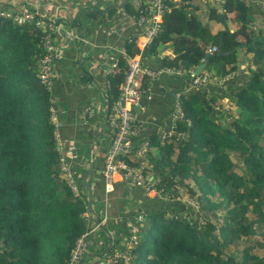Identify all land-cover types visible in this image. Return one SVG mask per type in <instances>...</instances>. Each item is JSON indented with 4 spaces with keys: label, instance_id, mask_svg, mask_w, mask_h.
<instances>
[{
    "label": "trees",
    "instance_id": "16d2710c",
    "mask_svg": "<svg viewBox=\"0 0 264 264\" xmlns=\"http://www.w3.org/2000/svg\"><path fill=\"white\" fill-rule=\"evenodd\" d=\"M148 1L142 0L139 8V1L128 0V10L137 18ZM208 1L207 7L194 0L170 1L159 37L145 56L146 62L169 46L175 56L164 58L160 68L196 70L209 49L217 47L197 75L215 79L214 92L205 90L207 86L191 88L186 81L188 90L180 102L184 118L175 134L182 138L162 144L155 135L150 142L156 155L149 153L145 169L162 194L182 184L186 199L199 204L207 220L197 225L180 212L167 217L168 209L186 206L194 213L186 201L167 202L165 209L149 212L143 221L135 219L131 226L138 236L131 264H264V255L255 253L251 239L256 224L264 226V75L252 71L244 83L237 81L243 56L264 63V27H256L247 0ZM117 13L113 5L98 22L112 23ZM45 35L33 25L0 16V264H69L81 236L87 234L91 246L89 235L95 227L104 235L100 260L111 256L104 251L108 236L101 219L90 217L82 180L73 169L80 189L76 196L61 171L51 92L39 75ZM135 43L127 45L130 57L139 52ZM120 59L108 76L111 105L121 98L127 71L126 61ZM226 77V86L219 85ZM224 100L234 110L228 126L218 120L222 115L215 108H223ZM232 155H238L239 162ZM127 162L136 165L130 157ZM127 249L118 247L121 252Z\"/></svg>",
    "mask_w": 264,
    "mask_h": 264
},
{
    "label": "crops",
    "instance_id": "0c3cea01",
    "mask_svg": "<svg viewBox=\"0 0 264 264\" xmlns=\"http://www.w3.org/2000/svg\"><path fill=\"white\" fill-rule=\"evenodd\" d=\"M127 1L25 0L23 3L24 6L57 20L58 28L54 33V42L61 59L54 65V84L50 102L62 123L60 133L64 157L81 180L88 175L87 183L93 190L92 200L94 199V204L91 201L89 213L90 217L101 219L100 224L108 236V246L104 249L105 252L108 251V255L117 251L118 247L129 248L128 235L129 231L132 233L135 230L131 226L135 219L141 218V222L144 215L165 209L167 203L166 199L148 194L141 187L123 180L120 176L115 178L114 193L104 192L102 170L111 140L108 124L111 104L107 97L109 75L106 73L108 65L104 57L115 56L121 49L126 50L127 45L139 39L141 32L136 24V18L128 10ZM247 1L253 5L251 13L256 27H264L262 14L264 0ZM194 2L200 3L203 7L209 5L208 0ZM113 5L118 9L115 20L112 23H106L104 20L98 22L100 16ZM0 6L14 10L20 8L19 4L10 3L9 0H0ZM111 28H114L115 32L108 35L107 31ZM195 30L201 31L196 25ZM67 31L73 32L72 40L66 37ZM171 56L175 55L171 48L166 46L161 49L159 55L147 58L144 62L150 67L160 68L161 61ZM186 81L184 78L162 75L153 83L152 98L150 96L143 98L135 112L136 119L142 127L139 141H151L161 131L170 129L173 97L188 90ZM154 151L152 154L155 156ZM131 155L129 156L131 161L139 164L136 155L134 153ZM86 196H90L89 192ZM93 229V234L89 235L91 246L89 245L86 255L88 259L99 258L103 250V232L101 228ZM98 237L102 239L98 241ZM97 260H88L82 264H96Z\"/></svg>",
    "mask_w": 264,
    "mask_h": 264
},
{
    "label": "built area",
    "instance_id": "2783aa9c",
    "mask_svg": "<svg viewBox=\"0 0 264 264\" xmlns=\"http://www.w3.org/2000/svg\"><path fill=\"white\" fill-rule=\"evenodd\" d=\"M25 0H9L10 3L20 5L17 9H5L0 6V16L12 18L19 25H33L44 31L46 34L42 40V48L44 56L42 58L40 68V80L49 92L53 90L54 84V65L61 59V54L58 51L54 42V33L58 28L57 20L53 17H47L33 10L28 6H24ZM139 1V8L142 0ZM170 1L176 0H149L146 10L140 11V16L136 18V24L140 29L139 39L136 41V47L139 52L135 56L130 57L127 51L120 50L115 56L104 57L105 63L108 65L106 73L110 75L120 64V57L126 61L127 71L125 78L121 84V98L110 106L108 115V124L111 133V140L107 158L104 162L102 175L104 178V190L106 194L114 193L115 178L120 176L123 180L141 187L148 194H155L161 197L162 194L156 189V184L153 179L146 174V166L149 161V152L152 145L149 140L139 141L141 135V126L136 119L135 110L140 106L143 98L150 96L152 98V85L159 80L162 75H171L177 78H184L190 81L191 88L201 89L212 83L215 79H210L209 76H197L195 69L184 70L171 67L152 68L145 64V56L151 48V45L159 37L163 16L171 10ZM216 3H224L226 0H214ZM179 2V1H178ZM186 4V3H185ZM10 10V11H9ZM114 28L107 31L108 35H113ZM66 37L72 40L73 32L67 31ZM131 42L130 44H132ZM217 52V47L213 46L209 49L210 54ZM182 94V93H181ZM181 94L174 96V107L170 118L169 131L175 132L178 128V123L183 120L184 113L181 106ZM53 106V105H52ZM51 120L54 125V135L57 142L58 150L61 152L60 167L65 174V179L76 196L80 195V189L74 177L73 168L70 162L63 155V144L61 142L60 129L62 123L55 113L54 107H51ZM168 131V132H169ZM137 140V141H136ZM136 141V144L133 142ZM153 150V148H152ZM134 153L139 164L130 165L127 162V157ZM192 205V203L190 202ZM88 215L85 214L86 220ZM141 220V218L139 219ZM137 232H132L130 246L127 250L114 251L106 260L97 261L96 264H118L123 262L129 264L131 259L132 244L137 240ZM89 250L88 235L81 236L72 251L69 264H80Z\"/></svg>",
    "mask_w": 264,
    "mask_h": 264
},
{
    "label": "rangeland",
    "instance_id": "374dc122",
    "mask_svg": "<svg viewBox=\"0 0 264 264\" xmlns=\"http://www.w3.org/2000/svg\"><path fill=\"white\" fill-rule=\"evenodd\" d=\"M263 18H264V9H263ZM90 19L92 20V18L90 17ZM91 20H89V22H91ZM246 36H240L239 39L242 41H244L246 38ZM242 57V56H241ZM242 64H241V69L242 70V73H240L238 76V84H242L244 83L249 77H247V75L249 73H251L252 71L255 72V71H258L260 73H262L264 75V63H260V62H257L256 59L254 57L251 56V59L247 57V59L243 56L242 57ZM257 67V69H256ZM227 77L224 79V80H221V82H219V85H224L226 86V81H227ZM213 87V88H212ZM214 89H215V86L212 85V83H208L207 87L205 90H208V92L212 93L214 92ZM217 112L219 111V113L222 115L221 118H219L218 120L221 121V124L225 125V126H228L230 121H231V118L233 117L231 115V113L234 111L232 106L229 104V101L228 100H224V103H223V108L221 107H215ZM229 110V111H227ZM225 111V112H224ZM230 115H229V114ZM174 131L172 132H167L166 129L161 131V133L157 136L158 137V140L161 141L162 144L165 143V140L166 139H170V138H175V140H179V138H182V136H176ZM180 135V134H178ZM152 145V144H151ZM152 148H154L152 146ZM151 148V151L149 153H152V150ZM155 152V151H154ZM239 156H233L232 155V159L233 161H237V158ZM149 163V161H148ZM239 166H243V165H239ZM237 166V169H242L241 167ZM150 176V175H149ZM151 180L153 179L150 178ZM70 186V185H69ZM174 190L172 192H167L166 194H162V196L160 198H164L166 199L167 201L166 202H170L171 204H176V203H183V201H186V203L188 205H191L190 202L192 203V206L194 207V213H192L191 211L188 210V207L186 206L185 210H177V209H168L167 210V217H173L170 215L171 212H173L175 215H178V213L180 212L182 214V217L183 219H187L188 221H192L194 224L197 223V225L201 224L203 221L207 220L206 216L203 215V211H202V208L199 204H196L192 199H186V196L184 195L183 193V185L182 184H177L174 188ZM153 194V193H151ZM155 195V194H154ZM181 201V202H180ZM168 205V204H166ZM169 211V212H168ZM191 222V223H192ZM256 230H257V234L253 237H251V239L256 243V251L255 253L259 256H263L264 255V236L262 234V232H264V226H259L258 224H256ZM240 242H238V248L241 249V245L239 246ZM231 251V254L232 255H235L236 254V251H237V248L235 246H232V249L230 250ZM98 259V260H97ZM89 258L88 257H84V259L82 260V263L83 262H87L88 260H97V261H100L99 258ZM238 260L240 261V258H238ZM133 263L132 261V257L130 259V262L129 264ZM128 264V263H127Z\"/></svg>",
    "mask_w": 264,
    "mask_h": 264
},
{
    "label": "water",
    "instance_id": "95a60500",
    "mask_svg": "<svg viewBox=\"0 0 264 264\" xmlns=\"http://www.w3.org/2000/svg\"><path fill=\"white\" fill-rule=\"evenodd\" d=\"M212 57V54L208 53L207 54V57L205 59V61L199 65L196 70H195V74L196 75H200L203 70L207 67V64L209 62V59ZM135 112L137 111V109H134ZM87 179H88V175H86L85 177L82 178V183L85 187V189L89 192L90 196H89V200H88V211L91 212V201H92V198H93V190L92 188L89 186V184L87 183Z\"/></svg>",
    "mask_w": 264,
    "mask_h": 264
}]
</instances>
